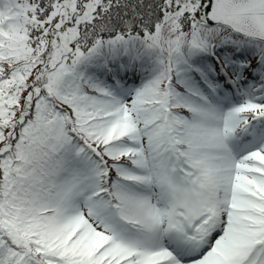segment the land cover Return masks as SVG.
I'll use <instances>...</instances> for the list:
<instances>
[{
    "label": "snow or ice",
    "instance_id": "6c2138e0",
    "mask_svg": "<svg viewBox=\"0 0 264 264\" xmlns=\"http://www.w3.org/2000/svg\"><path fill=\"white\" fill-rule=\"evenodd\" d=\"M0 264H264V0H0Z\"/></svg>",
    "mask_w": 264,
    "mask_h": 264
}]
</instances>
